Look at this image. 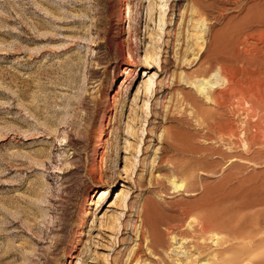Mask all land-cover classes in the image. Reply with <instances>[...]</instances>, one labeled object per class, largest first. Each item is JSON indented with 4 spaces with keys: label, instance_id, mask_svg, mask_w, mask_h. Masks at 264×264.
Listing matches in <instances>:
<instances>
[{
    "label": "rangeland",
    "instance_id": "1",
    "mask_svg": "<svg viewBox=\"0 0 264 264\" xmlns=\"http://www.w3.org/2000/svg\"><path fill=\"white\" fill-rule=\"evenodd\" d=\"M164 3L0 0V264H126L139 243L141 261L175 264L180 240L208 219L216 240L263 235L264 135L231 148L217 123L241 131L246 105L231 94L217 105L199 86L224 91L225 74L244 82L263 60L264 24L251 19L264 0H169L161 22ZM148 72L163 91L150 109L142 90L133 101ZM255 85L264 94V75ZM123 185L137 207L153 202L163 245L109 227L108 208L139 225L116 203ZM243 258L264 264V245Z\"/></svg>",
    "mask_w": 264,
    "mask_h": 264
},
{
    "label": "bare ground",
    "instance_id": "2",
    "mask_svg": "<svg viewBox=\"0 0 264 264\" xmlns=\"http://www.w3.org/2000/svg\"><path fill=\"white\" fill-rule=\"evenodd\" d=\"M163 1H165L164 4H166V5L165 6L160 5L161 10L164 12V14L162 13L163 15L160 16L161 22H162V20H165V16H166L165 12H166L167 5H170L169 0H163ZM251 20L253 23H256L258 25L264 24V11L260 12L259 14L257 13V15H254ZM262 53H264V52H262ZM251 57H254V56H251ZM146 59H148V61L150 60V62H152V63L149 62V67H151V68L160 64V57L158 56V54H155V55L147 54ZM246 63L248 64V61ZM244 64H245V62H244ZM251 64H252V66H254V68H248L247 67L248 69H246V71L242 69V71H245L244 77L246 78V80L244 82H240L238 80V77L236 78L235 74H233V73L230 74L229 76H228V74L227 75L225 74L223 83L226 87L224 88L225 89L224 91H220V89L216 91V89L218 87H215V86L220 83V82H218V80L212 82L209 79H205V80H203V85L199 86V90L202 93H204V92L206 93L205 98L208 101L214 102L216 104L217 103L221 104V102H218L219 101L218 98L220 99V97H224V95L231 94L236 99H238L239 101L242 102L241 105H243V104L246 105L245 108H242V111L245 114V119L242 116V119H244V121H242L240 118L241 123L244 125L241 131L239 130V127L241 125L238 123H233V122L230 123V121L228 123L226 121V124H222L223 123V122H221L222 118H219V119H221V120H219L220 122L216 120V118L219 117L218 115H217V117H211L210 116L213 123L219 122L217 124H218L220 131H221L220 133H223L224 135L228 136L229 145L231 148H233V147H235V145H238V144L243 143V142H246L245 143L246 145H252L256 142L258 135H260V136L264 135V94H262L261 92L255 91V89H254V86H256L255 84H257L259 82V77L264 75V58H263V60H259V59L253 60L251 62ZM129 69L130 68H126L124 70V73H129V72H127V71H129ZM144 74L145 75H144L143 86L142 87L140 86V88L136 91L133 101L137 100L140 97V92L142 90L141 96H144L143 108L150 109V102L152 101L151 99L153 97L156 98L160 92H163V91L159 90V89H161L160 84H162V82L158 83V80H156V76H157L156 73H154L152 75H150V72L144 73ZM238 75H239V73H238ZM195 86H196V84H195ZM121 87H122L121 89L128 88V81H123V84ZM226 89H227V91H226ZM113 100H114V103H115V101H117V95L113 97ZM222 104L224 105V103H222ZM232 113H235V110ZM237 115H238V113H237ZM238 117H240V116H238ZM223 120H224V117H223ZM132 124H133V122H130L129 126H128V129L130 130V132L133 131V125ZM213 128H215V127H213ZM253 131H255V133H253ZM135 135H136V133H135ZM220 139H221V137H220ZM65 142H66V140H65ZM225 144H227V143L225 142ZM240 145H242V144H240ZM138 148H139V152H140L141 151L140 147H138ZM135 156H136V154H135ZM180 172H183V173L187 172V166L185 163H180ZM189 176H190L189 178H191L193 176V174L191 173ZM186 181L189 182L188 179H186ZM173 184H174L176 189H178V188L182 189V187L186 183H185V181H182V182H180V185H177L173 181ZM189 184H186V187H189ZM111 193H112V190H109V189H103V190L99 191L98 192V194H100L99 202L104 203V201L110 197ZM131 200H132V198L130 197L129 189L125 185H123V188L119 191V193L117 195L116 203L120 204L122 206L123 210H125V211H129V210L135 208V211H136L135 215L137 214V216L139 217V220H140V222L138 220L139 225H137L136 221H133V219H129V221L126 224H124L125 222L123 223L121 221V217H124L123 212H117L116 211V212H113L111 215H108L107 212H112V210H109V208L106 210L104 218L107 217V220H109L108 221L109 227L116 228V229L118 228L119 231L121 230L122 226H123V229L130 227V230H132L133 232H135L137 234V237L139 238L138 240H141V241L143 240L146 243V245L149 246V248H152V247L156 248L157 245L162 244V237H161V232H160L161 230H159V224L161 221L160 220H154L151 218V211L155 210V209H153V207H154L152 205L153 202L152 203H146L142 207H137L134 204V202H132ZM116 203L111 202L109 207L116 206ZM169 233L172 234L171 239L176 240V237H175L174 233H172L171 230H169ZM118 234H120V232H118ZM251 234L253 235V233H251ZM260 235H261L260 237H257V238L255 237L253 239L250 236L251 237L250 241H248L246 238L241 239V240L238 239L239 241L236 239L237 242H234L233 240H232L233 242L225 241V240H221V238L220 239L217 238V240H216V238L215 239L213 238L214 232L212 231L211 221L208 219L207 221L201 223L199 227H196V228L194 227L192 229V232L190 233L189 237H183L182 240H185L186 242H188L187 246H185L184 241H181L179 239L180 244H181L180 249L182 250L185 248V251H180V253L182 252L183 254H185V257L177 258L175 260V264H244V262H246V259L243 258L245 255H247L249 252H253L255 249L260 248V246L264 245V233H263V235L262 234H260ZM254 236H257V235L255 234V235H253V237ZM241 238H243V237H241ZM142 245L143 244L139 243V248L135 252L134 257H132L131 260H129V258H128V260L126 261V264H162L163 261H165L164 260L165 257L160 259V261L158 259H156L158 261H155L153 263L152 262L149 263L147 261H141L139 259V254H140ZM234 249H235L236 253H230L231 255L232 254H234V255L228 256V253L230 251H233ZM68 256L70 258H74V259L76 258L75 255L71 254V251H69ZM77 261L79 263L81 261V258H78ZM116 262L120 264L121 259L116 257L115 263Z\"/></svg>",
    "mask_w": 264,
    "mask_h": 264
}]
</instances>
